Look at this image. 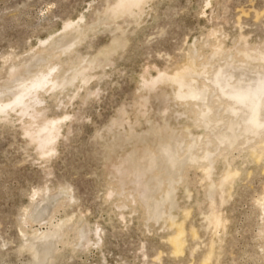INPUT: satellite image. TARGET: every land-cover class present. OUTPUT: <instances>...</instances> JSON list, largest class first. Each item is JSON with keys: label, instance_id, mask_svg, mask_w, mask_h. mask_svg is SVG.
Here are the masks:
<instances>
[{"label": "rangeland", "instance_id": "374dc122", "mask_svg": "<svg viewBox=\"0 0 264 264\" xmlns=\"http://www.w3.org/2000/svg\"><path fill=\"white\" fill-rule=\"evenodd\" d=\"M112 2L0 0V85L13 63L42 53L48 47L43 42L49 45L74 25L86 29L72 50L64 54L57 47L60 57L55 48L50 49L54 55L48 50L49 57L34 63L30 73L55 64L62 66L54 70L61 73L64 64L83 66L94 58L99 62L74 87L37 91L42 103L32 109H43L40 116L57 120L60 127L51 143L54 151H45L47 155L27 137L28 114L9 110L6 119L0 115V264H36L26 249L28 236L43 238L60 226H65L61 237L41 264H264V132L257 138L248 134L228 148L214 142L204 161L208 132L193 120L200 102L178 100L176 87L166 81H156L152 90L143 85L193 61L199 72L205 68L207 78L194 76L191 84L203 88L217 62L228 67L224 60L233 58L241 60L238 66L245 62L243 53L259 51L252 58L264 54V0H144L143 6L142 1L137 5L140 11L131 7L133 17L124 13L114 22L105 16ZM66 22L71 26L64 29ZM113 40L118 41L112 49ZM215 51L218 60L212 56ZM249 63L236 68L232 80H246L258 69ZM259 65L264 68V60ZM214 95L209 92L207 97L222 127L228 116ZM8 98L4 94L0 101ZM168 134L182 139L177 145L181 158L190 145L197 147V160H183L171 176L162 174L166 164L155 152ZM144 148L147 156L151 151L156 155L151 198L161 200L171 184L176 189L174 205L166 202L153 214L139 199L135 184L123 186L121 178L111 175L112 163L122 158L124 169H136L126 159H137ZM210 164L207 177L204 169ZM233 172L236 177L225 181ZM212 216L219 218L218 226L210 222Z\"/></svg>", "mask_w": 264, "mask_h": 264}, {"label": "bare ground", "instance_id": "6f19581e", "mask_svg": "<svg viewBox=\"0 0 264 264\" xmlns=\"http://www.w3.org/2000/svg\"><path fill=\"white\" fill-rule=\"evenodd\" d=\"M141 1H142V6H143L144 0H115L114 3L112 2L113 5H111V6L109 5L110 7H108V9H107L108 13H106L105 16L107 14H109L108 18H110V19H108L106 17L108 20H112L111 17H114L113 22L118 19L117 16L121 15V17H122L124 15V13L130 14V17L131 16L133 17L134 13H133V15H131V7L137 6L138 4H140ZM145 3H146V0H145ZM134 8L137 9L138 6L134 7ZM139 9L141 10L142 7L141 8L139 7ZM140 10H138V11H140ZM135 15H136V13H135ZM82 18L83 17H80V19H82ZM101 20H102V18H101ZM69 24L70 23L66 22V24H64V26H63L64 29L67 27L69 28V26H71V24L70 25ZM82 24H84V23H82ZM91 26H92V23H91ZM82 27L83 26H81V25H76V26L74 25V27H71V29H69V30L65 29V31L66 30L67 31L66 32L63 31V33L60 36H58V39L55 38L57 40L54 39L55 41L53 40L52 43L49 42L50 43L49 45L45 44V43H48L47 41L43 42L44 45L48 46V47H46V49L44 48L45 50L42 53H40V51H38V53L36 52L37 54L31 55L30 57H28L30 59H28L26 62H24L25 59L22 58L24 63H17V64L11 63L12 65L9 67L8 73H6L7 77H4V79H6V80L5 81L3 80L4 83H2L0 85V96H2L4 94L9 95V98L7 100H5V101L1 100L2 102L0 101V115L4 114V117L6 119V117L8 115L6 116L5 113L8 112L9 110H11V111L16 110L17 114L19 112L20 116L22 114L23 115L28 114L27 117L30 116V120L28 119L29 123H26V124L29 127L26 130L23 129V130H25V132L28 135L27 134H24V135H27V137L29 136L28 138L33 140L31 142H34V140H35V142H36L35 144L37 145V147H39V150L46 153V155L48 152H45V151H49V149H50L49 152L54 151L51 148V147H53L51 145V143L53 144V141L55 140V138H57V134H59L58 130L60 127L58 126L57 120H54V119L49 120V119H45V118L40 116V113H42L43 109H41V112L38 109L39 107L37 108L38 111H36V112L34 111V109H32V107H34L35 104L37 105V103H42V102H39V100L42 98V96H41V98H39V96L37 95V93H39V92H37V91L41 89V94H42V91L45 92L44 91L45 89L42 90L43 88H46V90L51 89V91L53 90L52 92H54L53 88H56V90L59 91L60 88H64V86L66 87L68 84H72L76 80L81 81V82H83L82 80L86 81L89 77V74L87 71H88V69L91 70V68H89V66L91 64H95L94 62H96V65H98L97 63H99V62L96 60V58H94V59H90L88 64L80 66L82 64L78 65L79 63L78 64L76 63V65H73L75 62L72 60L74 63L72 64L73 66L71 65L70 67H67V66H65L64 63H61V64H64V71H62L61 73H59V71H60V69H62V66H60L59 64H58V66H60V67L56 66V64H55L56 67L49 65V68H47V69H44L45 67L44 68L40 67V68H43V71H40L41 69L39 68L40 69L39 71L36 69L38 72L33 70V71H35L34 73L32 71L30 73V70H31L30 67L36 62H37L36 63V66H37L38 61L40 63L42 59H45V57H46L45 55H48L47 57H49V53L51 54L50 49L55 48V50H56V49H58L57 47H59L61 52L63 51L65 54L66 49H68V48L71 49L73 47L72 44L76 43V42H74L75 39L78 41L80 39L79 37L82 36V33H84V31L82 32V29L85 30L86 28L84 29ZM116 28H118V27H116ZM117 30L122 31L121 27H120V29H117ZM123 34L124 33L122 31V36H123ZM85 36L83 37V39L86 38ZM122 36L118 37V39L121 38ZM113 41H114V45H113L114 47L108 46L112 49L115 48L118 40H113ZM43 43L41 41V45ZM71 45H72V47H70ZM251 48L253 50V48H255V47H251ZM42 49L43 48H41V51H42ZM219 49H220V47H219ZM48 50H49V53L46 54V52H48ZM248 50H250V49H248ZM56 51L54 53H56ZM57 52L59 54L58 57H60V53H59L60 51H57ZM257 52H259V51H256V52L254 51V53L246 52L245 55L243 53V59L245 62H243V63L241 62V65H238V66L236 63H240L241 60L237 62V60L235 61V59H233V58H232V60H231V58H230V60H229V58H227L228 60H226V61L224 60L223 65H228V67H221V65H219L220 63L217 62L218 67L216 68L215 71H213V73L211 75H207L210 77L208 78V81H206L207 85L204 86L203 88H195L191 84L192 78L194 76L199 77L203 71V69H202L199 72L197 70V68H195V66L192 64L193 61H190L191 63L189 62V64H187L185 67H183L182 69H179L178 71H175L171 75H165V74L160 75L161 74L160 73L159 75H157L156 78L155 77L152 79L150 78L151 79V80L149 79L150 81L147 80V82L145 84H143L144 87H145V85L149 86V87L146 86V88L149 89L150 87H154L155 83L158 84V83H161L160 81H163V82L166 81L165 84H167L169 82L176 87L175 97L177 99L178 98H180L182 100L183 99L184 100L190 99V100H195V101L200 102V106L198 107L195 118L193 117L194 118L193 120H194V122L203 124L205 130H207V132H208L207 138L205 139L204 144H203L204 149H206V150H205L204 156L201 158L204 161L209 160L210 156H209L208 149H209V146L211 144H213L214 142H216L218 145H221L222 147L224 145L223 148H226V146L228 148V146H231V145L233 146V144L235 143V141L237 139H240V138L243 139L244 137L246 138V135L248 136V134H250V136L252 138H257L261 133L264 132V68L261 65H259V64H262V62L264 60V54L259 53L258 54L259 56L257 55L258 57L252 58L253 56L256 55ZM70 53H72V52H70ZM216 54H219V53H217L215 51V53H213L212 56H214L216 58V56H215ZM51 55H54L53 51H52ZM61 55H63V54H61ZM108 55H110V54L108 53ZM26 59H27V56H26ZM47 59L48 58H46V60ZM83 59H80L82 61V63L84 61ZM211 59H209V60L211 61ZM46 60H45V62H46ZM80 60H77V62H79ZM250 61H253L254 62L253 65H257L258 69L255 72L251 73L247 77L246 80H243V81L240 79H235V80L233 79L232 80L231 76H232V74L236 73L235 69L236 68L239 69L240 67H243L242 64H244V65L251 64V63H249ZM42 62H44V60H42ZM104 62H102V64ZM47 63L49 64L48 60H47ZM85 63H87V62L85 61ZM207 63H206V66L208 65ZM42 64H44V63H42ZM234 64H235V66L233 67ZM44 65L46 66V63ZM57 67H58L59 71H58V69H56L57 71L55 72L54 70ZM65 67L68 69L65 70ZM93 67H94V65H93ZM204 67H202V68H204ZM32 68H36V67L32 66ZM86 68H87V70H86ZM84 70L87 72L88 75H86V74L84 75ZM94 70H96V69H94ZM227 70H229V71H227ZM204 71H205V68H204ZM90 72H92V70ZM24 73H30V74L24 75ZM202 75H204V74H202ZM85 76H87V78H85ZM91 76H93V75H91ZM204 76L206 77V73ZM205 77L203 79H205ZM2 79L0 78V81H2ZM90 79L91 78H89L88 82L90 81ZM85 81H84V83H85ZM156 81H159V82L157 83ZM85 85H86V83H85ZM69 86H71V85H69ZM72 86H73V84H72ZM72 86H71V88H72ZM76 87H75V89H76ZM81 87H83V84L81 85ZM57 88H59V89H57ZM61 90L62 89H60V91ZM150 90H152V89L150 88ZM209 92L215 93L214 98H216V102H218V104L223 105V112H224L223 114H226L228 116V120L225 122L224 126H222V127H221L222 121L220 122V119L216 118V115H214V113H213V105L208 100L207 96H208ZM41 94L39 93V95H41ZM45 94H47V92ZM59 94H60V92H59ZM144 101H145V99H144ZM14 113H16V112H14ZM234 114H237V119H233ZM4 117H2V118H4ZM64 118H61V119L63 120ZM31 124H33L34 126ZM30 125H31V127H30ZM117 125H120V124H117ZM237 126H238V129L236 130L235 127H237ZM164 137H163V141L158 146V150H155V152L157 151L160 154L159 158H160L161 163L166 164V167H165L166 172L165 173L162 172V174L166 175V173H167L169 175L170 173H175V171L178 169V166L181 165L183 160L188 159L190 161H193L194 160L193 150L197 147L194 144L190 145L188 151L185 152L186 154L183 156V158H181L177 154V147L179 146V143L182 140V139H180V136H178V134H176V135L168 134L167 136L165 135ZM148 152L149 151L144 148V151L140 153V156H138L137 159L135 157H128L126 159L129 164L135 162L137 168L134 170L128 166L125 167L126 169H124V167H122V165H119L123 158L120 159L117 163H115V161H114L115 164L112 163L113 168L111 170V173H112L111 175H113V173H114V175H113L114 177L121 178V179H119V182L121 185H123L124 183L127 184V182L135 184V189L137 191V195L139 196V199L141 200L143 205L146 207V209H149L153 214L155 212V210H157V208L160 209V207H162L164 205V203L168 202L167 204H169V206H171L173 204V202H174L173 201V198H174L173 193H174V191H176V189H175V185L171 184L170 190H168V191H166L167 189L163 190L165 195L163 196V198L161 200H154L151 198L152 197V195H151L152 190H150L149 182L151 184V182L154 181L153 177H150V174L153 173L152 171H154V169H155V165H154L153 160H154V158H156V155H155V153H153L151 151L152 155L147 156ZM159 154H157V155H159ZM41 155H42V153H41ZM195 159L197 160V158H195ZM196 160H194V161H196ZM202 160H200V161H202ZM211 168H212V165L210 164L208 167H205V169H204L205 170L204 172L206 173L207 177H209L208 175L211 174V172H210ZM169 176H171V175H169ZM234 176L236 177V173H234V172L229 173L228 175H226L224 177V180L230 181L231 179H233ZM163 177L165 178V176H163ZM160 178H162V177H160ZM155 181H156V179H155ZM158 183L156 182L157 185H158ZM156 189H157V186H156ZM159 190H161V189H159ZM43 200H45V198ZM43 200H41V201H43ZM46 202H47V200H46ZM38 206H39V204H38ZM40 217H41V215H40ZM218 219L219 218L212 216L210 219V222L211 223L213 222L215 225L217 224V226H218L219 225ZM66 225H69V224H66ZM62 227L65 228V226H60V228L58 227V228L52 229L51 232L48 231V233L46 235L44 234L45 236L43 238L40 237L41 239L35 238L34 236L33 237L28 236L29 240H26L27 242L25 244H27V246L29 248H26V249H27V252H28V249H29V251H31L30 253L33 254L32 256H34V261L36 264L44 263L43 261L46 262V259H48L50 255H52L54 245L58 241L59 237H61V234H62L61 230L63 229ZM179 229H180V227H179ZM93 233H95V232H93ZM181 234H182L181 230H179L178 235H181ZM95 236H97L96 233H95ZM174 244L176 245V247L179 246V244L175 241H174Z\"/></svg>", "mask_w": 264, "mask_h": 264}]
</instances>
